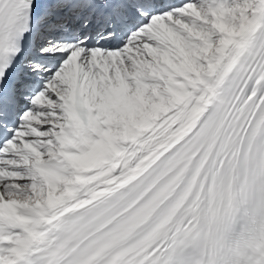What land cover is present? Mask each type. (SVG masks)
<instances>
[{"label":"snow or ice","instance_id":"1","mask_svg":"<svg viewBox=\"0 0 264 264\" xmlns=\"http://www.w3.org/2000/svg\"><path fill=\"white\" fill-rule=\"evenodd\" d=\"M0 264H264V0H0Z\"/></svg>","mask_w":264,"mask_h":264}]
</instances>
